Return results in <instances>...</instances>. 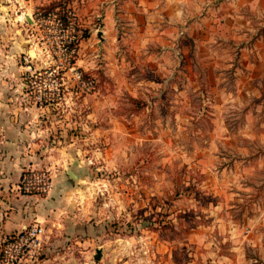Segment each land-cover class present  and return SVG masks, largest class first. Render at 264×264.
<instances>
[{"label": "rangeland", "instance_id": "rangeland-1", "mask_svg": "<svg viewBox=\"0 0 264 264\" xmlns=\"http://www.w3.org/2000/svg\"><path fill=\"white\" fill-rule=\"evenodd\" d=\"M54 2L68 32L51 16L60 8L42 10ZM87 4L0 0V162L12 147L41 162L10 198L25 195L23 174L51 182L36 196L51 194L46 221L23 224L38 222L46 244L20 264H264V103L251 115L214 99L202 70L185 78L182 34L145 42L117 12L107 34ZM20 229L0 233V264Z\"/></svg>", "mask_w": 264, "mask_h": 264}, {"label": "crops", "instance_id": "crops-1", "mask_svg": "<svg viewBox=\"0 0 264 264\" xmlns=\"http://www.w3.org/2000/svg\"><path fill=\"white\" fill-rule=\"evenodd\" d=\"M87 3L90 14L104 17L107 34L112 33L110 21L115 12L143 33L145 42H150L152 35L164 33L174 38L182 34L189 46L186 53H191V58L183 60L185 78L200 69L205 78L202 82L209 85L214 99L248 104L251 115L261 111L252 107L259 101L264 103V0H87ZM164 27L165 31L160 32ZM154 29L157 32L152 33ZM153 60L158 67L154 65V74L160 75L162 60ZM173 65L175 60L169 63L170 67ZM11 151L14 158L0 162L3 175L0 196L11 200L4 215L0 208L3 236L15 233L34 219L45 222L48 215L45 206L48 207L51 195L43 199L24 196L11 199L21 170L41 163L32 153L21 156L13 147Z\"/></svg>", "mask_w": 264, "mask_h": 264}, {"label": "built area", "instance_id": "built-area-1", "mask_svg": "<svg viewBox=\"0 0 264 264\" xmlns=\"http://www.w3.org/2000/svg\"><path fill=\"white\" fill-rule=\"evenodd\" d=\"M66 22H63L60 14L51 13V16L55 17V21L59 30L68 32V28L71 27V13L66 11L65 13ZM68 14V15H67ZM48 16V15H46ZM45 16V17H46ZM69 38L68 45H66L67 50L71 47L73 40L77 37L75 34H71ZM75 77L80 81L81 75L76 72ZM30 178V179H29ZM19 189L24 196H42L47 195L51 189L50 178L43 174H34L30 176L23 174L20 179ZM46 234L44 228L40 224L34 221L31 224L23 225L17 235L12 241H10L6 248H13L12 253H9L10 260L8 259L7 263L9 264H20L27 263L32 260H36L37 256L42 252L44 246V239L46 244Z\"/></svg>", "mask_w": 264, "mask_h": 264}, {"label": "trees", "instance_id": "trees-1", "mask_svg": "<svg viewBox=\"0 0 264 264\" xmlns=\"http://www.w3.org/2000/svg\"><path fill=\"white\" fill-rule=\"evenodd\" d=\"M57 8H60L61 9L57 13L60 14L63 22H66V17H65V15H66L65 13L66 12H63V11H66V9L64 8V3L63 2H54V3H51L49 6L43 8L42 10L44 11V13H49V12H53ZM46 15L47 14H45L44 16H46ZM78 41H79V39H78V37H76L75 40H73L72 45H77L78 44ZM132 102H136V101L133 100ZM141 105L142 104L140 103V106ZM142 108H143V105L141 107H138L137 108V111H140Z\"/></svg>", "mask_w": 264, "mask_h": 264}, {"label": "water", "instance_id": "water-1", "mask_svg": "<svg viewBox=\"0 0 264 264\" xmlns=\"http://www.w3.org/2000/svg\"><path fill=\"white\" fill-rule=\"evenodd\" d=\"M28 23H31L30 18L28 17L27 19ZM98 37L101 38V33H98ZM66 174L68 176L69 179L71 180H78V176L75 174V172L72 169H67L66 170ZM101 252L99 250H96V257L95 259L99 258Z\"/></svg>", "mask_w": 264, "mask_h": 264}]
</instances>
